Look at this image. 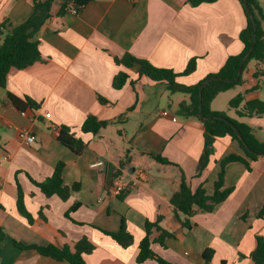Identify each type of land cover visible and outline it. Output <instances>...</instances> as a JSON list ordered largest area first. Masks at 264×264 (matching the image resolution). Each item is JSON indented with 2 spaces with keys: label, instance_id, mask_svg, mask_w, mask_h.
Listing matches in <instances>:
<instances>
[{
  "label": "crops",
  "instance_id": "1",
  "mask_svg": "<svg viewBox=\"0 0 264 264\" xmlns=\"http://www.w3.org/2000/svg\"><path fill=\"white\" fill-rule=\"evenodd\" d=\"M257 1L264 10V0ZM69 2L53 0L51 17L36 36L42 60L11 70L6 87L0 88V229L6 233L0 243V264H72L20 249L15 243L73 248L83 237L96 246L84 256L85 264H158L137 261L146 222L158 217L161 227L174 236L165 239L166 246L152 248L172 264H203L208 249L214 251L209 264H255L251 253L256 237L264 236V218H258L264 204V155L252 163L251 171L240 162L229 163L224 188L233 187V192L212 212L196 214L192 228L186 230L170 205L181 171L193 190L203 184L212 195L222 159L243 151L229 136L218 138L207 169L195 177L204 128L197 118L178 111L180 103L189 102V95L172 93L165 83L139 77L137 67L128 69L114 61L115 56L130 53L157 67L182 72L190 59L197 58L196 70L178 78L182 85H197L243 50L240 33L247 17L242 2L217 0L195 7L188 0H93L77 13L68 9L60 15ZM32 13L31 0H0V27L3 23L17 27ZM119 72L128 73L129 79L122 89H115L113 80ZM256 72H261L259 78ZM242 75L243 84L220 93L212 110L226 112L217 106L220 95H227L231 118L236 115L229 101L240 92L249 90L247 101L264 100V63L250 62ZM8 93L31 98L38 106L21 112ZM99 95L109 104H102ZM89 115L126 119L92 135L81 130ZM245 121L264 141V116ZM60 125L70 127L87 143L81 155L58 141ZM22 128L36 141L22 140ZM128 151L131 160L122 169L120 161ZM151 155L176 165L162 164ZM60 161L66 164L64 184H81L67 201L57 195L47 197L30 180H46ZM120 184L127 185L123 199L119 198L123 192L112 193ZM19 186L32 222L18 209ZM75 203L81 206L67 217ZM123 220L134 238L128 248L94 227L116 232ZM158 235L154 231L152 238Z\"/></svg>",
  "mask_w": 264,
  "mask_h": 264
},
{
  "label": "trees",
  "instance_id": "2",
  "mask_svg": "<svg viewBox=\"0 0 264 264\" xmlns=\"http://www.w3.org/2000/svg\"><path fill=\"white\" fill-rule=\"evenodd\" d=\"M93 0H71L64 5L59 14H63L65 10L73 3L78 9L84 7ZM217 0H188L192 6H199L202 3H212ZM244 7L247 17V25L240 33V39L243 43V50L237 54L230 56L225 64L218 72L209 74L204 80L194 86H185L178 82V78L192 74L197 67V58H192L188 62L186 68L182 72H176L172 69L161 68L153 65L148 60L137 58L130 53H124L122 56H115L114 61L118 65L125 68H138L139 77L146 76L155 82L165 83L168 90L172 93H184L189 95V102H182L178 106V111L182 115L197 118L204 128V149L199 158L195 177H200L207 169L211 155L214 153V144L218 138L229 136L232 140L239 143L243 153L229 154L222 159L220 163V171L215 182L214 193L208 195L203 184L196 189H192L191 183L186 175L181 171V180L178 189L170 198V205L173 207L177 218L181 221L186 230H190L193 226L192 218L200 212H212L215 207L224 202L234 188H224L225 168L229 163L240 162L251 171L252 163L257 161L264 155V141L260 140L254 128L245 120L253 117L264 116V100L254 99L247 101L245 94L249 90L240 92L229 101V109L235 112L236 118L229 117L225 112L214 111L211 108L213 100L223 92H226L236 86L243 84V75L241 74L236 81L226 82L221 80H212L207 83L200 94V86L210 77H221L224 79L235 80L244 57L249 53L251 48L254 49L251 55L244 63L243 71L252 61L256 63H264V10L257 0H240ZM33 5V13L29 19L23 24L8 28L5 23L0 27V88L6 87L7 77L13 69H25L34 63L41 61L42 56L39 50V42L36 39L37 34L51 17V8L53 0H31ZM245 3L251 11L248 13ZM254 40L256 44L254 45ZM243 73V72H242ZM261 72H256L254 76L259 78ZM129 75L126 72H119L113 80L115 89H122L128 82ZM135 81H131L134 85ZM257 87L252 90H256ZM102 104H109V101L102 96H98ZM8 99L11 104L19 111L23 112L28 107L37 108V104L31 99L21 98L8 93ZM224 117L223 120L219 117ZM126 119L124 115L115 121L100 120L93 115H89L82 124L83 133L98 135L102 130L114 123H121ZM235 125L241 132L240 138L233 126ZM58 130V141L74 154L81 155L87 148V143L76 136L70 127L60 125L56 127ZM155 160L165 165H176L167 158L161 156H153ZM131 157L128 151L124 158L120 161V168L124 169L130 163ZM66 164L60 161L53 174L46 180L38 182L30 177L31 182L37 186L41 192L50 197L57 195L63 201H67L73 192L79 191L80 182L74 183L72 186L64 184L63 174ZM179 167V166H178ZM121 174V170L118 171ZM123 192L119 198L123 199ZM19 211L30 221H33L32 215L27 211L24 204V195L19 186L17 199ZM81 206L80 203L73 204L66 212V216L70 217L71 213ZM181 215L183 219H181ZM40 216L45 220L43 214ZM258 218H264V204L258 213ZM162 217H158L154 222L147 221L145 225L146 235L139 244V254L137 261L143 263L147 260H154L158 264H172L161 256H159L152 248L153 244L161 247L165 245V239L173 237V233L163 229L160 225ZM105 235L114 239L123 248L130 247L134 238L128 231L125 221H122L121 227L116 232L107 231L94 226ZM154 231L159 232L158 236L152 238ZM6 238V233L0 229V243ZM17 247L25 250H35L39 254L52 257L59 261H68L72 264H85L84 256L91 254L96 246L87 238L80 239L73 248L65 246H56L55 244L37 245L26 243H15ZM214 251L208 249L203 253L204 263L209 264L213 258ZM251 258L255 264H264V236L256 237V247L251 253ZM225 264V263H223Z\"/></svg>",
  "mask_w": 264,
  "mask_h": 264
},
{
  "label": "built area",
  "instance_id": "3",
  "mask_svg": "<svg viewBox=\"0 0 264 264\" xmlns=\"http://www.w3.org/2000/svg\"><path fill=\"white\" fill-rule=\"evenodd\" d=\"M134 1V0H129ZM68 9H70L73 13H77V7L74 4H70ZM164 115H168V112H163ZM19 136L22 140H24L26 143H33L36 141V136L31 134L26 128H22L19 131ZM10 156H8L9 158ZM102 163H96L94 166L101 165ZM127 189V185L120 184L113 188L112 193L113 194H120L121 192H124Z\"/></svg>",
  "mask_w": 264,
  "mask_h": 264
},
{
  "label": "water",
  "instance_id": "4",
  "mask_svg": "<svg viewBox=\"0 0 264 264\" xmlns=\"http://www.w3.org/2000/svg\"><path fill=\"white\" fill-rule=\"evenodd\" d=\"M245 5H246V8H247L248 13L251 15L250 8L248 7V5H247L246 3H245ZM255 44H256V40H254V45H255ZM253 49H254V46L251 48V50L249 51V53H248V54L244 57V59L242 60L241 65H240V68H239V71H238V76H237V78H236L235 80L224 79V78H221V77H210L209 79H207V80H206V81L200 86V94H202L205 85H206L207 83H209L210 81H212V80H221V81H226V82H231V81H236V80H238L239 77H240V75H241L242 72H243L244 63H245V61L248 59V57L251 55ZM212 117H215V118H216V117H219V118H221V119H223V120H226L224 117H220V116H212ZM232 126H233L234 130L236 131V133L238 134V136L241 138L242 135H241L240 130H239L235 125H232ZM133 171H134V170H132L131 172H133Z\"/></svg>",
  "mask_w": 264,
  "mask_h": 264
},
{
  "label": "rangeland",
  "instance_id": "5",
  "mask_svg": "<svg viewBox=\"0 0 264 264\" xmlns=\"http://www.w3.org/2000/svg\"><path fill=\"white\" fill-rule=\"evenodd\" d=\"M217 106L220 109H223L224 111H226L225 113L228 114V99H227V95H220L217 99ZM230 117V116H229Z\"/></svg>",
  "mask_w": 264,
  "mask_h": 264
}]
</instances>
